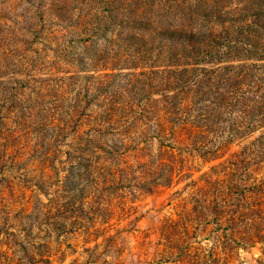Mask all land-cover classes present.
<instances>
[{"label": "rangeland", "instance_id": "1", "mask_svg": "<svg viewBox=\"0 0 264 264\" xmlns=\"http://www.w3.org/2000/svg\"><path fill=\"white\" fill-rule=\"evenodd\" d=\"M0 264H264V0H0Z\"/></svg>", "mask_w": 264, "mask_h": 264}, {"label": "trees", "instance_id": "2", "mask_svg": "<svg viewBox=\"0 0 264 264\" xmlns=\"http://www.w3.org/2000/svg\"><path fill=\"white\" fill-rule=\"evenodd\" d=\"M195 31H192V30H189V31H183L182 28H179L174 34H173V37H175V44H179L178 46H182L183 48H185L186 50V47H188V52H193L195 51L197 48L196 47H201V46H204L205 45V39H208L210 34L206 37H203L201 40H199L198 38L195 37ZM238 34L232 38V41L228 42L226 41L225 37L224 36L221 40V42L217 43V46H223L224 48L230 50V51H238L236 49H234L232 47V45H234L236 42L240 41V40H237L236 38H238ZM240 38V37H239ZM168 40V38H166ZM242 39V38H241ZM198 42L199 45L196 43ZM238 44V43H237ZM236 44V46H237ZM195 46V48L193 46ZM177 46V45H175ZM244 46V45H243ZM193 49V51H191V49ZM232 54V53H231ZM193 55H195V53L193 52ZM185 72V71H184Z\"/></svg>", "mask_w": 264, "mask_h": 264}]
</instances>
